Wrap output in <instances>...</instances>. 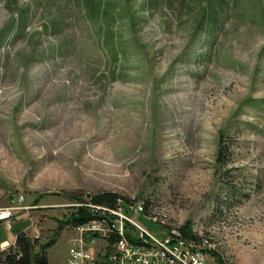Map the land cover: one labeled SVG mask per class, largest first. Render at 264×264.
Returning a JSON list of instances; mask_svg holds the SVG:
<instances>
[{
    "label": "rangeland",
    "instance_id": "374dc122",
    "mask_svg": "<svg viewBox=\"0 0 264 264\" xmlns=\"http://www.w3.org/2000/svg\"><path fill=\"white\" fill-rule=\"evenodd\" d=\"M103 192L148 205L133 238L264 264V0H0V249L57 234L66 264L71 195Z\"/></svg>",
    "mask_w": 264,
    "mask_h": 264
},
{
    "label": "built area",
    "instance_id": "2783aa9c",
    "mask_svg": "<svg viewBox=\"0 0 264 264\" xmlns=\"http://www.w3.org/2000/svg\"><path fill=\"white\" fill-rule=\"evenodd\" d=\"M23 199L20 198L14 203L21 205ZM110 212L114 216L110 227L121 236L115 246L116 256H111V260L115 264H211L201 246L182 239L177 230H173L166 239L159 241L135 225L141 234L139 238H135L138 243H132L127 238L126 225L128 223L135 224L130 217L131 214L144 213L141 202L129 205L127 211L120 206ZM13 217L11 209L0 211V222L9 223L10 228ZM76 230L82 238L70 245L66 264H91L95 259L90 256L86 248L100 240L96 237L97 235L100 238L108 237L109 225L104 221L96 220L78 227Z\"/></svg>",
    "mask_w": 264,
    "mask_h": 264
},
{
    "label": "trees",
    "instance_id": "16d2710c",
    "mask_svg": "<svg viewBox=\"0 0 264 264\" xmlns=\"http://www.w3.org/2000/svg\"><path fill=\"white\" fill-rule=\"evenodd\" d=\"M228 158V153L222 144L218 153V162H224ZM224 159V160H222ZM71 201L76 205L73 212L61 224L60 229L68 226L77 229L92 221L101 220L109 225V236L99 237L105 242V253L101 254L91 264H115L111 260V256H116L115 246L121 236L115 231L110 224L113 217L110 211L118 209L120 206L127 211L130 203L127 199L117 193L103 192L85 197H76L71 195ZM134 204V203H133ZM132 205V204H131ZM144 212L147 211L148 205L143 203ZM173 230H177L180 237L186 241H190L195 245L201 246V239L192 232L191 223L187 222L179 229H169V235ZM127 238L134 244H137L135 238L129 233ZM59 236L56 234L51 240L45 244H39L38 240L31 239L23 230H20L15 235V243L7 249H0V264H50L48 251L57 243ZM217 257L218 264H224L217 253H212Z\"/></svg>",
    "mask_w": 264,
    "mask_h": 264
},
{
    "label": "bare ground",
    "instance_id": "6f19581e",
    "mask_svg": "<svg viewBox=\"0 0 264 264\" xmlns=\"http://www.w3.org/2000/svg\"><path fill=\"white\" fill-rule=\"evenodd\" d=\"M142 209H143V212H144V206H143V204H142ZM7 245V243L6 244H4V246H6Z\"/></svg>",
    "mask_w": 264,
    "mask_h": 264
},
{
    "label": "crops",
    "instance_id": "0c3cea01",
    "mask_svg": "<svg viewBox=\"0 0 264 264\" xmlns=\"http://www.w3.org/2000/svg\"><path fill=\"white\" fill-rule=\"evenodd\" d=\"M5 244V243H4Z\"/></svg>",
    "mask_w": 264,
    "mask_h": 264
}]
</instances>
